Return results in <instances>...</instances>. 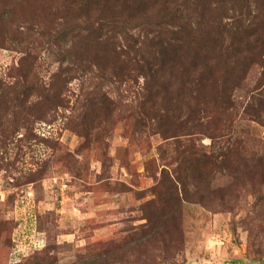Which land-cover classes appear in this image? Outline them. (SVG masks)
Listing matches in <instances>:
<instances>
[{"label":"trees","instance_id":"16d2710c","mask_svg":"<svg viewBox=\"0 0 264 264\" xmlns=\"http://www.w3.org/2000/svg\"><path fill=\"white\" fill-rule=\"evenodd\" d=\"M0 48L23 53L11 69L13 80L0 79L3 103L15 119L26 110L24 116L42 120L65 103L55 92L77 80L75 100L83 107L74 130L90 121L134 120L131 134L161 135L162 153L171 148L175 154L171 162L162 154L168 168L153 187L135 193L151 198L127 218L130 227L107 238L94 234L107 226L100 219L85 221L86 228L94 223L88 264H125L135 260L127 255L137 258L136 251L155 243L164 259L152 264L170 258L184 264L176 258L183 201L230 209L224 178L242 182L235 184L252 196L250 210L264 215V132L261 150L234 136L239 118L264 128V0H0ZM37 48L58 63L47 81L38 77ZM196 181L202 191L194 199ZM193 182L195 193L188 187ZM119 185V192L132 191ZM171 249L175 253L167 254Z\"/></svg>","mask_w":264,"mask_h":264},{"label":"rangeland","instance_id":"374dc122","mask_svg":"<svg viewBox=\"0 0 264 264\" xmlns=\"http://www.w3.org/2000/svg\"><path fill=\"white\" fill-rule=\"evenodd\" d=\"M22 54L0 48L2 81L13 80L11 69L18 65ZM34 54H39L38 77L47 81L58 63L46 51L37 48ZM78 84L73 80L63 91L55 92L65 103L50 107L42 120L24 116L26 110H19L21 114L15 119L3 103L7 94L0 91V264H30L26 259L33 255L45 256L40 264H88L85 251L95 242L88 236L95 220L107 226L94 234L107 238L130 227L127 218L137 215L139 205L151 198L149 193L136 198L135 193L156 184L161 168L166 167L162 165V154L166 162L175 155L171 148L162 153L161 135L146 129L131 134L134 120H116L112 125L90 121L83 131L74 130L82 106L75 100L80 94ZM107 89L113 97L115 88L109 84ZM243 92L237 94L238 101H244ZM237 121L236 139H246L248 147L261 150L264 128L247 117ZM209 142L208 138L201 140L203 145ZM224 179L221 181L231 198L226 203L230 209L183 201V241L177 261L264 264V215L250 210L252 196L244 185L235 184L240 181L228 183ZM121 182L132 191L119 192ZM193 184L188 187L191 193L196 192V199L202 187L196 181L194 192ZM90 219L94 223L86 228L85 221ZM117 219L121 222L112 224ZM160 246L155 243L152 249L136 251L137 258L127 255L135 260L125 264L158 263L164 259ZM175 251L171 249L167 254ZM172 261L170 258L166 264Z\"/></svg>","mask_w":264,"mask_h":264}]
</instances>
